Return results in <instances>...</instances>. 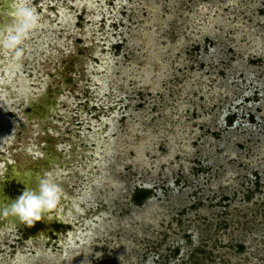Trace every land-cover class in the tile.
Masks as SVG:
<instances>
[{
    "label": "rangeland",
    "instance_id": "rangeland-1",
    "mask_svg": "<svg viewBox=\"0 0 264 264\" xmlns=\"http://www.w3.org/2000/svg\"><path fill=\"white\" fill-rule=\"evenodd\" d=\"M28 6L22 55L0 49V196L54 156L79 235L0 218V264H264V0Z\"/></svg>",
    "mask_w": 264,
    "mask_h": 264
},
{
    "label": "clouds",
    "instance_id": "clouds-1",
    "mask_svg": "<svg viewBox=\"0 0 264 264\" xmlns=\"http://www.w3.org/2000/svg\"><path fill=\"white\" fill-rule=\"evenodd\" d=\"M29 3L30 0L26 3L23 0H13L11 11L8 13L12 18L11 23H5L0 27V49L9 50L17 58L23 52L20 45L23 44L29 31L38 26L40 19L36 10L28 6ZM36 175L38 179L35 188H26L13 202H0V218L18 219L31 227L41 219L42 214L57 209L63 189L49 179L47 173L43 176L39 173ZM10 227L14 228L15 224L12 223Z\"/></svg>",
    "mask_w": 264,
    "mask_h": 264
},
{
    "label": "bare ground",
    "instance_id": "bare-ground-1",
    "mask_svg": "<svg viewBox=\"0 0 264 264\" xmlns=\"http://www.w3.org/2000/svg\"><path fill=\"white\" fill-rule=\"evenodd\" d=\"M67 19H68L67 17H65V18L63 17L62 20L63 21H66ZM2 64H3V62H2V60L0 58V68H1V66L4 67ZM8 67L9 66L7 65V67H5V70ZM10 73H12V71H10L9 73H7V77L8 78L10 77ZM15 84L17 86L16 93L22 94L25 97V99H26L28 97V95H27L28 93L26 92V88L24 87V82L21 79H19V80H16V83ZM0 104H1V101H0ZM0 108L2 109L3 108V105H1ZM78 154H79V151H78ZM46 161H47V163H48V165L50 167V168L48 167L49 170L47 168H45V169L48 170V178L51 179L52 181H54L56 184H58V185L61 186V188L63 189V194H62L61 198H63V196H64V198L66 200L63 201V202L62 201L59 202V204L57 206L58 209L54 210L51 213H46L45 215H42V218L44 219V222H46V221H52V220H55V217L57 218V214L60 213V216L62 215L63 217H61L60 219L57 218L58 221L60 223L62 222L64 224L65 223L68 224V223H70L74 219H79V217L77 218V215H75L76 213L74 212V208L76 207V201L69 194H66L64 192L65 182L66 181L64 182L62 180V182H59L58 183L53 178V175H55V172H57V169L60 166V163H61L60 159H58V158L56 159V157L51 156L49 158V160H46ZM47 170H46V172H47ZM29 173H31V175H29ZM37 173H39L41 175V172L38 171ZM37 173L36 172H33V171H29V170L28 171H20V170L14 169L13 176H14V179L16 181L22 183V185L24 186V190H25L26 188H35L36 182H37L35 180L36 179L35 177L37 176L36 175ZM59 181H60V179H59ZM13 201H15V200H12L11 198H8L6 196H0V202L10 203V202H13ZM2 219H4L3 221H6L7 222L8 219H10V218H2ZM11 220L14 221V222L15 221H18L17 224L20 222L18 219L17 220L11 219ZM5 229H7V226H5ZM72 230L68 229V233L64 236L65 241L62 242V239H61V241H58L57 242V244H58L57 246H60L61 248L64 249L65 248V243H68L69 244L71 242V240L74 238V236H72V234H74L75 236L76 235H79V233H77L78 229L72 227ZM42 236L43 235H42L41 232H37V234L35 235V238L33 237L32 239H40V238H42ZM39 242H40V240H39ZM17 261H19V260L17 259Z\"/></svg>",
    "mask_w": 264,
    "mask_h": 264
},
{
    "label": "flooded vegetation",
    "instance_id": "flooded-vegetation-1",
    "mask_svg": "<svg viewBox=\"0 0 264 264\" xmlns=\"http://www.w3.org/2000/svg\"><path fill=\"white\" fill-rule=\"evenodd\" d=\"M21 186H22L21 187L22 188L21 192L23 193L24 186L23 185H21ZM39 222L41 223V227L44 228L45 230L50 229V228L52 229V226L53 225H56L59 228L63 229L62 231H64V229H65V235L68 233V229L66 227H68V225H69V227H72V225H70V224H66V223L64 224L62 222L60 223L56 217H55V220H52V221H46V222H44V221H40L39 220ZM69 229L71 230L72 228H69ZM37 232H39V230H37ZM55 232L56 231L51 232L52 233V236L58 237L57 233H55Z\"/></svg>",
    "mask_w": 264,
    "mask_h": 264
},
{
    "label": "water",
    "instance_id": "water-1",
    "mask_svg": "<svg viewBox=\"0 0 264 264\" xmlns=\"http://www.w3.org/2000/svg\"><path fill=\"white\" fill-rule=\"evenodd\" d=\"M48 172V171H47ZM61 217H63L62 215L60 216V213L59 214H57V218L58 219H60ZM2 219V218H1ZM2 220H4V219H2ZM5 223H7L8 225H10V224H12V223H14V224H16L18 221H12L11 219H8V221L6 222V221H4ZM68 224H70L71 225V223H68Z\"/></svg>",
    "mask_w": 264,
    "mask_h": 264
},
{
    "label": "trees",
    "instance_id": "trees-1",
    "mask_svg": "<svg viewBox=\"0 0 264 264\" xmlns=\"http://www.w3.org/2000/svg\"><path fill=\"white\" fill-rule=\"evenodd\" d=\"M140 196L141 197L139 199H137V201L142 200V199H145L146 198V193H144V194L141 193Z\"/></svg>",
    "mask_w": 264,
    "mask_h": 264
}]
</instances>
